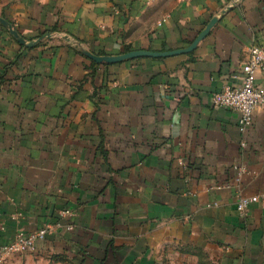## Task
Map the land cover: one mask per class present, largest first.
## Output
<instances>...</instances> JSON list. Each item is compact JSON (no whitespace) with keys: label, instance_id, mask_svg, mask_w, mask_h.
<instances>
[{"label":"crops","instance_id":"crops-1","mask_svg":"<svg viewBox=\"0 0 264 264\" xmlns=\"http://www.w3.org/2000/svg\"><path fill=\"white\" fill-rule=\"evenodd\" d=\"M0 18L35 42L0 24V246L63 227L7 264H264V107L242 132L212 106L264 48V0H0ZM213 19L185 55L88 56L184 50ZM241 197L260 200L242 216Z\"/></svg>","mask_w":264,"mask_h":264},{"label":"built area","instance_id":"built-area-1","mask_svg":"<svg viewBox=\"0 0 264 264\" xmlns=\"http://www.w3.org/2000/svg\"><path fill=\"white\" fill-rule=\"evenodd\" d=\"M260 74L264 80V48L251 46L248 61L241 69V84L233 87L226 86L212 97V106L239 114V127L242 132L250 129L254 122V113L257 108L264 107V88H261L257 76ZM244 146V144H243ZM240 176L245 173L239 168ZM260 198L241 197L237 203V211L245 215L248 208L258 203ZM60 222L53 226H46L36 232L26 233L19 231L14 240L5 246H0V264L7 262L15 256L32 253L38 242L44 241L47 236L56 234L62 229ZM72 231V227L66 228Z\"/></svg>","mask_w":264,"mask_h":264},{"label":"water","instance_id":"water-1","mask_svg":"<svg viewBox=\"0 0 264 264\" xmlns=\"http://www.w3.org/2000/svg\"><path fill=\"white\" fill-rule=\"evenodd\" d=\"M216 22H217V19H213L211 21V23L207 26V28L203 32H201V34H199V36L194 41L192 46H190L189 48L184 49V50H176V51L164 52V53L149 52V51L142 50V51H134V52H130L127 54L114 56V57H97V56H93L90 54L88 56H89V58H91L93 61H95L98 64H120V63H124V62L130 61V60L139 59V58H167V57H172V56L185 55V54L191 53L192 51H194L197 48L198 44L208 36L211 28L215 25ZM0 24L22 46L27 47V48H31L35 45V42L27 43L25 40H23L19 36V34L13 29L11 24H9L4 19L0 18Z\"/></svg>","mask_w":264,"mask_h":264},{"label":"trees","instance_id":"trees-1","mask_svg":"<svg viewBox=\"0 0 264 264\" xmlns=\"http://www.w3.org/2000/svg\"><path fill=\"white\" fill-rule=\"evenodd\" d=\"M132 50H131V48H125L124 50H123V53H129V52H131Z\"/></svg>","mask_w":264,"mask_h":264}]
</instances>
